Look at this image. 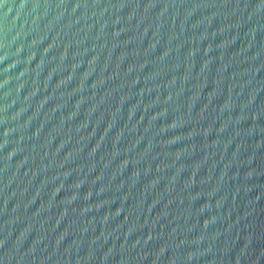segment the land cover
<instances>
[{"label":"water","instance_id":"95a60500","mask_svg":"<svg viewBox=\"0 0 264 264\" xmlns=\"http://www.w3.org/2000/svg\"><path fill=\"white\" fill-rule=\"evenodd\" d=\"M0 264H264V0H0Z\"/></svg>","mask_w":264,"mask_h":264}]
</instances>
